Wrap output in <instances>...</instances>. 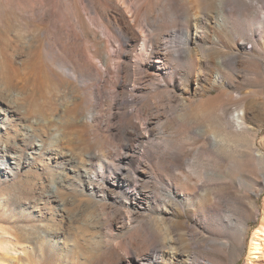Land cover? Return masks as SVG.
Instances as JSON below:
<instances>
[{
  "label": "rangeland",
  "instance_id": "rangeland-1",
  "mask_svg": "<svg viewBox=\"0 0 264 264\" xmlns=\"http://www.w3.org/2000/svg\"><path fill=\"white\" fill-rule=\"evenodd\" d=\"M91 1L99 7L103 4L101 0ZM124 1L132 12L138 9L141 17L163 13L167 4L166 0ZM206 2L181 0L179 4L192 14ZM52 7L56 12H66L70 7L68 19L61 20L63 26L56 24ZM76 13L96 31L99 40H106L81 0H37L33 11L21 10L11 0H0V92L13 90L24 96L18 103L23 106L35 141L41 145L36 151L0 150L1 261L118 264V257L123 256L127 264L136 253L146 258L158 251L160 264H183L186 252H190L192 262L209 259L216 264H264V240H260L259 258H246L251 236L264 218V168L258 161L245 166L243 159L248 145L264 155V38L257 16L242 15V34L250 36L252 29V39L258 45L250 50L251 44L245 41L248 54L240 51L235 74L229 73L233 85L227 91L231 94L224 95L225 101L246 109L247 130L241 131L236 152L243 156H224L221 166H215L202 142L193 139L187 114H181L177 98L167 92L172 88L168 71H177L176 78H180L189 71V63L171 59L164 64L166 70L149 77L141 67L149 52L142 39L132 46L123 42L119 45L115 38L112 45H98L89 31L73 25L71 18ZM175 21L182 22L167 15L156 24L158 28L170 27ZM178 42V38L168 39L169 45ZM105 49L112 59L98 79L85 77L83 83L56 70L55 63L62 56L74 68L86 66L88 73L95 74V66L85 65L83 59L89 57L97 64L94 55ZM118 53L127 54L136 70L132 85L126 89L111 83L121 76ZM252 61L259 63L254 72L250 70ZM133 86L136 91H132ZM195 93L192 84L189 96L193 99ZM130 94L135 95L133 100ZM126 97L131 102L124 108L111 105V101ZM65 104L70 105L63 111ZM89 112L92 118L85 119ZM178 114L182 115L180 119ZM58 115L63 117L61 123L50 128V118ZM71 118L75 125L69 126ZM65 122L68 124L63 125ZM127 122L137 124L142 132L145 127L150 130L133 143L139 146L135 153L126 152L134 156V163L118 160L124 152L120 145L124 140L118 132ZM1 126L0 144L14 140L17 133L11 130L19 133L18 119L8 125L10 129ZM8 130L11 132L6 134ZM51 142L63 151L56 152ZM179 153L182 157L178 162L170 164L172 155ZM122 166V175L128 178L124 187L104 184L100 176H93ZM136 166L151 172L152 179L142 176L139 180L134 173ZM170 166H180L191 181L184 182ZM211 170L223 174L225 180L203 175ZM198 175L203 182L199 189H192L191 182L199 181ZM161 180L174 184L173 197L160 190ZM137 188L156 191L157 196L137 194ZM216 192L222 195L219 200Z\"/></svg>",
  "mask_w": 264,
  "mask_h": 264
},
{
  "label": "bare ground",
  "instance_id": "bare-ground-1",
  "mask_svg": "<svg viewBox=\"0 0 264 264\" xmlns=\"http://www.w3.org/2000/svg\"><path fill=\"white\" fill-rule=\"evenodd\" d=\"M166 1L167 4L163 7V13H159L157 16L147 13L141 17L139 10L137 9L132 12V10L125 4L124 0H101L103 4L100 7L96 4V1L81 0V2H84V8L90 9L93 13L91 21L94 24H98L100 27L101 33L106 38V40L102 39L103 42L99 40L96 31L85 22L80 13H76L71 20L73 25L82 30L85 29L86 31H89L87 33L94 37V42L98 45H112L111 39L115 38V41L119 42V45L120 42H123L126 46H132L142 39L144 46L149 48V52L148 59L143 63L141 62V67L143 69L142 71H144L149 77H153V75L166 70L164 64L168 63L171 59L176 58L186 60L189 63L190 69L180 78H176L177 71H168L169 77L171 78L168 85L171 83L172 88L167 89V92L170 93L172 98H177V105L181 114L183 115V112H186L184 115L187 114L186 121L188 122L187 125H190L191 127L192 135L194 136L193 139L202 142V146L208 151V159L212 165L221 166L225 159L224 156H241L242 158L243 155L237 154L236 152L239 148L238 141L241 137L240 133L244 128L247 130L245 126L246 109L239 107L235 103L225 101L224 95L231 94L227 91V88L233 85V79L230 77L229 73L235 74L242 55L240 51L244 50L248 54L245 41L248 40L251 44L250 50L256 49L258 45L257 42L252 39V29L249 30L251 32L250 36L242 34L243 14L253 13V16H257L259 21L258 24L260 25L259 31L261 38H264V0H208L205 7L203 6L201 10L198 8L199 11H193L192 14H189L184 8L180 7L179 3L181 0ZM11 2L21 10L33 11L37 0H11ZM119 5H124V7H120ZM111 7L115 11V14L113 15L110 14ZM52 10V13H54L53 16L57 18L58 23L56 24L63 26L61 20L68 19L67 16L70 7H67L66 12H60L59 10L56 12L54 7H52ZM167 15H170L173 19L179 18L182 22L179 23L178 21H175L170 27L158 28L156 23L163 18V16ZM75 22L79 25H76ZM154 31L155 33H153ZM115 32L117 33V38ZM170 38L173 40L178 38L179 42L174 45H169L168 39ZM112 48L114 49V46ZM108 51V49H105L103 52L100 50L96 52L94 56L97 59V64H94L96 62L92 61L89 57H84L83 60H85V65L95 66V74L88 73V71H86V66L82 69L74 68L72 65L68 64L62 56L55 63L56 70L67 77H72L83 83L85 82V77L91 76L92 80L98 79L99 76L106 73L109 69L112 58L111 53ZM262 51L264 50L262 49ZM117 57L122 60L117 64L119 65L121 76L117 80H112L111 83L114 86L119 85L121 88L126 89L129 85H132V76L136 70L134 71L128 62L129 57L127 54L118 53ZM152 58H155L156 61L150 60ZM258 65V62L253 63L252 61L250 64L251 72H254ZM251 78L254 79L253 77ZM192 84H194V91H196L195 98L193 99L189 96ZM9 91L8 94L0 92V126L2 125L5 129H10V126L8 127V125H11L12 122H15V119H18L19 133L16 130H11L14 132V135L17 133L16 137H14V140H6L3 143L1 142L0 150L4 152L39 150L41 145L35 141V138L31 133L30 125L27 123V119L22 111L23 106L18 103L19 97L24 98V96L13 90ZM132 91H136L134 86ZM130 96L132 97V100L135 98L134 94H130ZM130 102L131 100L126 97L123 99H115L114 103L111 101V105H113L114 108L120 109L124 108ZM68 105L70 104L63 105V111L69 107ZM259 111L260 109L253 110L254 113ZM92 114V112H89V115L86 116L85 119H88V117L89 119L92 118ZM182 115H179V119ZM184 117H186V115ZM62 118L61 115L51 117L49 127H58L57 124L58 122L61 123ZM39 121L46 120L39 119ZM74 121V118L69 121V126L75 125ZM64 124L68 123L65 122L63 125ZM11 131L8 130V132H5L7 134ZM144 131L146 135L150 132L149 128L146 127ZM143 132L137 124L132 122H127L121 128L118 133L124 140L120 143L124 148V152L118 157L120 162H135L134 156L126 152L131 151L135 153L139 149V146H137L138 144L136 145L137 147H135L133 143L139 142L145 136ZM57 135L58 133L54 136ZM55 144L56 143L51 142L49 145L52 148ZM140 147L147 149L143 145ZM54 149L56 152L63 151L61 147H54ZM181 157V153L175 154L174 156L172 155V161L169 160L168 162L173 165L175 162H178ZM244 158L245 166H250L254 161H258L261 168H264L263 153L255 151L251 145L246 147L243 159ZM162 159L165 160V158ZM231 165L234 166L235 162L232 161ZM136 167L134 173L139 180L142 179V176H145L148 180L152 179L151 172L147 173L142 170L141 166ZM170 169L174 171L177 170V173L181 176L184 182L191 181L190 176L182 171L180 166H170ZM123 173L124 170L122 166L115 168L110 173L102 174L98 172L97 174H93V176H100L99 179L104 184L124 187L128 183V178H124L122 175ZM203 175L205 177L212 175L225 180L223 174L221 175L220 172L212 170L203 173ZM85 177L86 180H92V177L89 175H84V178ZM201 177L198 175L199 181L197 179V181L191 182L192 189H199L202 184L201 182H203ZM262 177L264 179V172H262ZM159 182L162 183L163 186L160 187V190L165 191L167 196L173 197L174 184L171 181L161 180ZM140 193L157 196L156 191L154 192L151 190H144L143 188H137V194ZM214 195L218 200L222 196L220 192H216ZM260 240H264V218L263 222L253 232L249 241L246 257L247 261L254 260L259 256L258 254L262 252ZM140 256L141 254L136 253L135 256L129 257L127 264H160L159 258L161 256L158 251H154V255L146 258H140ZM183 256V264H216L209 259H204L203 262H192L190 261V252H186ZM124 261L123 256L118 257V264H124ZM0 264H4L1 259Z\"/></svg>",
  "mask_w": 264,
  "mask_h": 264
}]
</instances>
